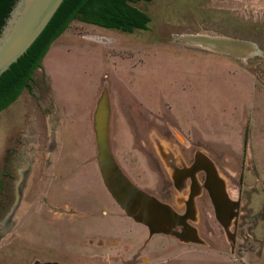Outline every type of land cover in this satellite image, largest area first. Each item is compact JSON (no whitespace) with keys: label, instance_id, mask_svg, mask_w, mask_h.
Instances as JSON below:
<instances>
[{"label":"rangeland","instance_id":"374dc122","mask_svg":"<svg viewBox=\"0 0 264 264\" xmlns=\"http://www.w3.org/2000/svg\"><path fill=\"white\" fill-rule=\"evenodd\" d=\"M232 1L138 0L145 30L75 18L52 42L57 87L43 65L0 111V264H264V52L235 57L175 39L225 35L264 50V0L245 10ZM102 94L117 168L185 219L149 235L111 196L93 130ZM11 147L23 152L16 168ZM202 157L219 179L213 190ZM220 197L240 201L226 228ZM182 225L192 240L180 239Z\"/></svg>","mask_w":264,"mask_h":264},{"label":"water","instance_id":"95a60500","mask_svg":"<svg viewBox=\"0 0 264 264\" xmlns=\"http://www.w3.org/2000/svg\"><path fill=\"white\" fill-rule=\"evenodd\" d=\"M62 1L63 0L15 1V4L10 10L8 17L6 18L4 25L0 30V75L4 71H6L12 63L16 62L17 59L30 47L33 41L37 38V36L47 25V23L49 22V20L51 19V17L53 16ZM89 38L98 42L108 43V40L104 37L92 36ZM175 39L178 41L185 42L192 46L202 47L204 49L211 50L216 53L228 54L235 57H245L247 55H254L264 52V50L259 49L257 43L255 42L229 37L225 35H215L207 33L178 34L175 35ZM104 101L107 106V110L105 113L106 122L104 121V126L101 130L100 124H98L96 121V113L98 112V110H100V104H103ZM108 116L109 109L107 105L106 95L102 94L96 102L95 112L93 115V130L95 133V140L98 149L97 161L103 182L108 191L110 192L111 196L127 213V215L130 216L133 214L132 212H135L136 214H133L132 217L136 221H141L142 223H144L149 228V235H153L154 233L160 231L158 225H156L157 227L152 228L148 221L146 222L144 219L140 218V214L145 211H150L151 215L156 216L159 214V210L161 207H164L166 209L172 208L165 203L157 201L153 196L135 188L130 182H127L125 179H123L124 175L121 176L119 173L116 172L115 174L118 176V178L123 179L121 181L123 182L122 184L126 188L124 191H121L119 193H115L112 190L110 186L109 171L105 169L108 168L107 164L110 166H116L107 141ZM204 168L206 170L207 178L214 179V181L218 179L214 175L213 170H211V167L206 161ZM128 195L132 197V200H130L131 202L133 200L138 202L137 205L140 206L138 211L136 210V208L134 209L132 207V203L129 201ZM177 215L180 218H186V215ZM158 218H156V220H158ZM185 225H182L184 230L179 234V237L180 239L186 241L192 240L193 231H189V227L187 228L185 227Z\"/></svg>","mask_w":264,"mask_h":264},{"label":"trees","instance_id":"16d2710c","mask_svg":"<svg viewBox=\"0 0 264 264\" xmlns=\"http://www.w3.org/2000/svg\"><path fill=\"white\" fill-rule=\"evenodd\" d=\"M16 0H0V30ZM138 0H63L30 47L0 75V111L11 105L24 89H29L32 74L52 42L75 18L104 28L145 30L149 17L132 6Z\"/></svg>","mask_w":264,"mask_h":264},{"label":"flooded vegetation","instance_id":"af4514ba","mask_svg":"<svg viewBox=\"0 0 264 264\" xmlns=\"http://www.w3.org/2000/svg\"><path fill=\"white\" fill-rule=\"evenodd\" d=\"M232 5H235V6H238V7H240L241 9H243V10H245V8L247 7V8H250L251 6H253L254 5V3L252 2V1H250V0H233L232 1ZM260 12V14H261V12H262V9L259 11ZM87 23V22H86ZM115 29H117V28H115ZM134 29H138V28H133V30ZM121 30V29H120ZM132 30V31H133ZM139 30H142V29H139ZM123 31V30H122ZM127 32H130V31H127ZM6 109V108H5ZM4 110V109H3ZM16 143H17V145H20V143H21V141L18 139V140H16ZM9 152H11L12 153V156L13 157H15V160H16V162L14 161L13 163H12V166L13 167H17V162H18V160H20V156H22L23 155V152H22V150L20 149V150H14L12 147L11 148H9ZM205 161L209 164V160L205 157V159L202 157V158H200V159H198L197 160V162H196V165L198 166H201L202 165V167L204 166L205 167ZM207 167V166H206ZM24 172L25 171H22L21 173H22V175H21V177L23 176V174H24ZM205 174H206V170H205ZM206 176H207V174H206ZM20 177V178H21ZM220 183V182H219ZM242 183H243V177H242V175L239 177V185L241 186L242 185ZM205 185L209 188V187H211V185H212V182L210 181V179L209 178H207L206 180H205ZM18 188V187H17ZM20 188H21V185H20ZM209 189H212L213 190V188H209ZM223 189V188H222ZM221 189V190H222ZM219 191H220V189H218ZM209 191H211V190H209ZM20 193H21V191H19ZM18 192V193H19ZM211 193V192H210ZM223 193H224V191H223ZM211 197H212V199L214 198L213 197V194L211 193ZM16 198H17V196H16ZM222 197H220V199H218L217 201H215V199H214V202L216 203V207H215V210H216V214H217V218H218V220L220 221V223L223 225V227L224 228H226L227 227V225H229L230 223H231V221H232V219H233V217L235 216V215H238V209L240 208V201L238 202V201H229V200H227V198L226 199H224V200H222L221 199ZM223 198H225V194H223ZM15 204H17V202L15 203ZM232 252L233 253H236L237 255H239V257H242L243 255V257H246V258H244V261H246V260H248L249 259V255L248 254H246V253H244L243 252V250L242 251H238V249L235 247V245H234V243H233V247H232ZM242 255V256H241ZM240 264V263H239Z\"/></svg>","mask_w":264,"mask_h":264},{"label":"bare ground","instance_id":"6f19581e","mask_svg":"<svg viewBox=\"0 0 264 264\" xmlns=\"http://www.w3.org/2000/svg\"><path fill=\"white\" fill-rule=\"evenodd\" d=\"M106 110H107V106H106L105 101H104L103 104L102 103L100 104V110H98V112L96 113V121L98 124H100L101 130H102V127L104 126V121L106 118V116H105ZM105 157H106V155H105ZM105 161H106V159H105ZM107 166H108V168H105V169L107 171H109L110 186H111L112 190L115 193H119L121 191H124L126 187L122 184L123 182L121 180L125 179L127 182H129L128 179L121 174V172L116 168V166H110L108 164H107ZM115 172L119 173L121 176H123V179L118 178V176L115 174ZM128 197H129V201L132 200V197L130 195H128ZM131 203H132V207L134 209L136 208V210L138 211L140 208V206L137 205L138 202L133 200ZM132 213L136 214L135 212H132ZM132 215H130V216L132 217ZM140 218L144 219L146 222L148 221L152 228H155V227H157L156 225H158V228L160 230H164L167 227H169L170 225H173L177 221L180 220V217L178 215H174L170 209H166L164 207L160 208L159 214L156 216L151 215L150 211L149 212L145 211V212H142L140 214ZM156 218H158V220H156ZM139 222H141V221H139Z\"/></svg>","mask_w":264,"mask_h":264},{"label":"crops","instance_id":"0c3cea01","mask_svg":"<svg viewBox=\"0 0 264 264\" xmlns=\"http://www.w3.org/2000/svg\"><path fill=\"white\" fill-rule=\"evenodd\" d=\"M55 47V46H54ZM54 49V48H53ZM51 50H52V46L50 45V47H49V49H48V51H47V53L45 54V56L43 57V59H42V61H41V68L43 67V65H44V71H45V73L46 74H48L47 76H49V79L51 78L50 77V74H51V76H52V80L54 79V73H57V71L56 70H52V69H49L48 68V66H47V64H46V58H47V56H48V54L51 52ZM37 69V68H36ZM35 69V70H36ZM33 79V78H32ZM51 80V79H50ZM53 83L55 84V81L53 80ZM55 86H56V84H55ZM57 87V86H56Z\"/></svg>","mask_w":264,"mask_h":264}]
</instances>
